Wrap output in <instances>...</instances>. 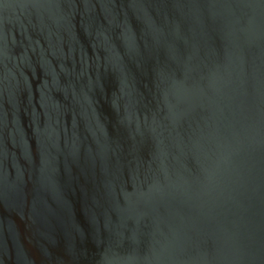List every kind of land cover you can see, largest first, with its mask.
I'll return each instance as SVG.
<instances>
[{"label": "water", "instance_id": "water-1", "mask_svg": "<svg viewBox=\"0 0 264 264\" xmlns=\"http://www.w3.org/2000/svg\"><path fill=\"white\" fill-rule=\"evenodd\" d=\"M0 264H264V0H0Z\"/></svg>", "mask_w": 264, "mask_h": 264}]
</instances>
